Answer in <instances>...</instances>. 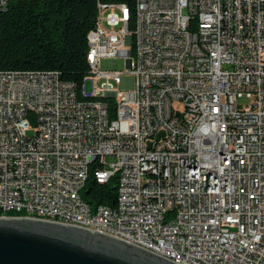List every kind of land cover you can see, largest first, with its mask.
Instances as JSON below:
<instances>
[{
    "label": "built area",
    "instance_id": "built-area-1",
    "mask_svg": "<svg viewBox=\"0 0 264 264\" xmlns=\"http://www.w3.org/2000/svg\"><path fill=\"white\" fill-rule=\"evenodd\" d=\"M133 11L97 4L79 88L55 71H0V205L172 264H264V0ZM106 58L124 60L131 91L115 89L121 71L98 69ZM88 178H114L121 217L87 207Z\"/></svg>",
    "mask_w": 264,
    "mask_h": 264
},
{
    "label": "trees",
    "instance_id": "trees-1",
    "mask_svg": "<svg viewBox=\"0 0 264 264\" xmlns=\"http://www.w3.org/2000/svg\"><path fill=\"white\" fill-rule=\"evenodd\" d=\"M97 4H124L135 20L133 0H8L0 14V71H55L79 88L88 73L86 35L96 25ZM113 182L97 185L88 178L80 198L90 208L114 210ZM13 216L0 211V217Z\"/></svg>",
    "mask_w": 264,
    "mask_h": 264
},
{
    "label": "water",
    "instance_id": "water-1",
    "mask_svg": "<svg viewBox=\"0 0 264 264\" xmlns=\"http://www.w3.org/2000/svg\"><path fill=\"white\" fill-rule=\"evenodd\" d=\"M0 264H172L112 238L61 224L0 217Z\"/></svg>",
    "mask_w": 264,
    "mask_h": 264
},
{
    "label": "bare ground",
    "instance_id": "bare-ground-1",
    "mask_svg": "<svg viewBox=\"0 0 264 264\" xmlns=\"http://www.w3.org/2000/svg\"><path fill=\"white\" fill-rule=\"evenodd\" d=\"M135 20H139V11H135ZM87 207L90 208L88 205ZM90 209H95L97 211H105L104 219H108V220H116L122 216V207H116L114 210L109 209V211H106V207L104 206H98L96 208H90ZM0 211L2 213H11L16 215L17 206L8 207L6 205H0ZM31 217H42V209L40 208L31 209ZM16 218H24V217H16ZM27 219L38 220V218H27ZM48 222L57 223V221H48ZM153 222H160V215H153ZM175 237L182 243H189L188 233L182 229H175ZM180 264H187V263H180Z\"/></svg>",
    "mask_w": 264,
    "mask_h": 264
},
{
    "label": "rangeland",
    "instance_id": "rangeland-1",
    "mask_svg": "<svg viewBox=\"0 0 264 264\" xmlns=\"http://www.w3.org/2000/svg\"><path fill=\"white\" fill-rule=\"evenodd\" d=\"M108 13V10L102 12V16L104 17ZM98 69L101 71H108V70H117L121 71L122 75L120 76V83L116 86V90L118 92L124 91H131L134 87V81L132 75L127 73L125 62L122 58H106V59H99L98 61ZM238 104L243 105L245 101L240 100ZM174 107L179 108L178 105ZM33 134V130L27 132V135ZM111 159L107 158V162Z\"/></svg>",
    "mask_w": 264,
    "mask_h": 264
}]
</instances>
